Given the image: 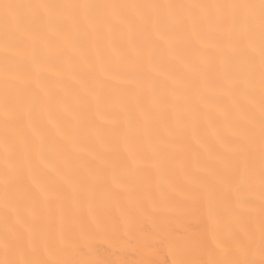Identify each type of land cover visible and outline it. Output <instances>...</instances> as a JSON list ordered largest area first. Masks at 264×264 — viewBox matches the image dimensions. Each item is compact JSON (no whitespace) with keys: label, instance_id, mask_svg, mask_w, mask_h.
Listing matches in <instances>:
<instances>
[{"label":"snow or ice","instance_id":"snow-or-ice-1","mask_svg":"<svg viewBox=\"0 0 264 264\" xmlns=\"http://www.w3.org/2000/svg\"><path fill=\"white\" fill-rule=\"evenodd\" d=\"M100 21H104L102 33L97 29ZM69 31L91 37L103 34L109 49L106 57L93 42L89 76L81 82L79 96L84 110L93 98L99 113L100 91L120 77L135 82L145 94L146 100L135 105L140 116L158 114L162 95L170 99L175 134L184 125L194 128L199 119H210L214 112L222 118L221 128L227 134H216L217 147L200 145L213 163L203 168L197 165L200 174L189 182L182 205L168 204L163 190L161 202L168 211L183 214L193 210L204 218V242L214 248L203 264H264V0L127 4L0 0V43L4 52L0 61L4 73L0 138L6 213L0 234V264H116L77 258L79 245L98 237L127 243L125 235L138 230L132 217L142 214L139 205L114 218L110 204H97L92 197L96 182L109 172L107 165L90 170L75 182L69 173L67 191L44 182L36 171L37 165L47 166L45 161L52 151L39 118L51 113L56 93L65 90L63 78L53 69L64 61L62 43ZM189 38L195 41L196 49L186 56L180 45ZM158 53L174 56L184 71H160ZM49 73L57 79H50ZM190 82L196 85L191 96ZM14 85L17 90L12 92ZM221 98L228 104L218 103ZM122 116L128 131L134 132L137 125L133 115L125 112ZM81 119L83 115L76 126ZM74 138L73 130L70 142ZM97 140L107 142L99 133ZM167 146V141H161L154 151L155 168L162 189L175 191L160 174L167 167L163 151ZM24 177L36 194L29 188L21 190ZM110 179L125 194L138 183L135 178L122 182L114 171ZM257 190L258 199L247 195ZM65 202L71 205L67 216ZM53 203L59 205L60 220L55 235L37 225L40 212L51 211ZM242 224L247 226L243 234ZM169 242L177 251L190 246L183 237ZM40 253H55L63 259L41 260Z\"/></svg>","mask_w":264,"mask_h":264},{"label":"bare ground","instance_id":"bare-ground-1","mask_svg":"<svg viewBox=\"0 0 264 264\" xmlns=\"http://www.w3.org/2000/svg\"><path fill=\"white\" fill-rule=\"evenodd\" d=\"M15 3H31L38 0H12ZM57 3L73 4H127V3H198L223 2V0H52ZM104 21L97 23V29L102 33ZM140 39L139 36L136 37ZM93 42L104 56L109 55L105 46L103 34L96 37L84 36L69 31L62 43L65 50L64 61L57 63L53 69L60 73L64 80V91L56 93L57 99L52 105L49 115L40 117L44 128L46 141L52 151L45 163L46 167L36 166L41 179L51 185L63 187L66 191L70 185L66 183L69 173L73 182L85 177L92 169L109 167V172L98 180L92 192L97 204L108 203L114 218L121 212L129 213L139 205L142 214L132 217L138 225V230L125 235L127 243L98 237L88 242H81L77 258L90 260H109L116 264H180L181 261H199L203 264L212 254L214 245L204 242V233L207 227L203 217L193 210L183 214L168 211L161 202L162 190L166 193L167 203L180 206L184 202L183 193L190 187V181L199 174V168L210 166L213 163L208 152L201 148V144L215 149L216 134L226 135L221 128V117L215 112L210 119H199L195 127L184 125L183 130L175 134V118L169 111L172 102L166 95L158 101V114L140 116L136 113L137 101L144 102L146 96L139 91L135 82L123 80L120 77L110 81L99 93L98 103L101 111H95L96 99L89 98L90 107L84 110L79 102L82 92L81 82L89 76L88 61L93 56ZM122 47H127L122 43ZM196 49L195 41L191 38L180 45L183 55L189 56ZM138 51V49H137ZM3 46L0 43V61L3 59ZM161 60L160 71L179 72L184 69L174 56L157 54ZM258 71V68H257ZM50 79H57L51 73ZM19 77V73H12ZM4 73L0 65V97L3 96ZM163 81V78H158ZM195 82L189 83V96L193 94ZM14 85L10 91L15 92ZM228 100L221 98L218 103L227 105ZM131 113L136 121L134 132H129L123 122L122 113ZM83 115L78 126L77 119ZM49 116L51 123H49ZM3 114L0 107V123ZM73 127H69V125ZM73 130L75 138L73 142ZM97 133L106 138V143L97 140ZM195 137V139H194ZM199 140V143L196 141ZM161 141H167L168 146L163 148L167 157V167L161 170L162 175L176 189L172 191L159 185V176L155 165L154 151L160 147ZM5 160L3 155V141L0 138V234L5 228V208L3 199V169ZM115 172L122 182L135 178L132 191L128 194L112 184L111 172ZM21 190L29 188L33 194L36 189L31 186L30 180L24 177ZM250 198L259 197L258 190L247 194ZM38 200V195H37ZM51 211L42 210L37 221L38 227L47 229L55 235L59 227V205L53 203ZM65 215H70L71 205H63ZM246 225L240 226L241 234L246 231ZM174 237H183L189 241V247L184 251H177L169 240ZM41 260L63 259L62 256L52 253L38 254ZM258 258V257H257Z\"/></svg>","mask_w":264,"mask_h":264}]
</instances>
